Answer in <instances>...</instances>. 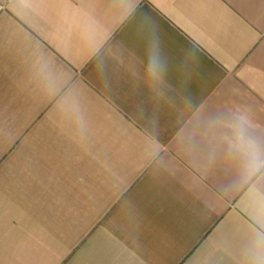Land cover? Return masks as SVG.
I'll list each match as a JSON object with an SVG mask.
<instances>
[{"label": "crops", "instance_id": "1", "mask_svg": "<svg viewBox=\"0 0 264 264\" xmlns=\"http://www.w3.org/2000/svg\"><path fill=\"white\" fill-rule=\"evenodd\" d=\"M0 264H264V0H0Z\"/></svg>", "mask_w": 264, "mask_h": 264}, {"label": "clouds", "instance_id": "2", "mask_svg": "<svg viewBox=\"0 0 264 264\" xmlns=\"http://www.w3.org/2000/svg\"><path fill=\"white\" fill-rule=\"evenodd\" d=\"M238 140H240L242 144L243 137L242 136L238 137ZM241 144H238L237 147H240ZM257 162H260V154L258 151H253V153L251 154L250 166H255Z\"/></svg>", "mask_w": 264, "mask_h": 264}]
</instances>
